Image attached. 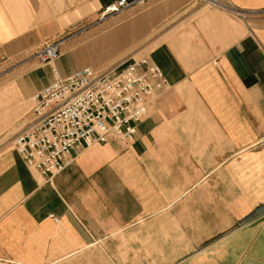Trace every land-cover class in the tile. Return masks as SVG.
Wrapping results in <instances>:
<instances>
[{
    "label": "crops",
    "instance_id": "0c3cea01",
    "mask_svg": "<svg viewBox=\"0 0 264 264\" xmlns=\"http://www.w3.org/2000/svg\"><path fill=\"white\" fill-rule=\"evenodd\" d=\"M112 1L0 0V264H264V0ZM59 39L61 76L145 56L168 83L48 177L11 143Z\"/></svg>",
    "mask_w": 264,
    "mask_h": 264
},
{
    "label": "built area",
    "instance_id": "2783aa9c",
    "mask_svg": "<svg viewBox=\"0 0 264 264\" xmlns=\"http://www.w3.org/2000/svg\"><path fill=\"white\" fill-rule=\"evenodd\" d=\"M147 1L114 0L103 6L100 19ZM197 1L230 8L224 0ZM61 41H46L32 55L50 65L53 80L32 95L33 119L11 143L28 166L48 177L63 168L73 149L109 138H132L149 100L168 83L161 67L145 56L102 69L85 66L61 76L53 65Z\"/></svg>",
    "mask_w": 264,
    "mask_h": 264
},
{
    "label": "rangeland",
    "instance_id": "374dc122",
    "mask_svg": "<svg viewBox=\"0 0 264 264\" xmlns=\"http://www.w3.org/2000/svg\"><path fill=\"white\" fill-rule=\"evenodd\" d=\"M13 64H14V62H13ZM11 66H13V65H11ZM11 66H9V67H11ZM4 74H5V70H0V84H2V82H4L6 80L4 77H2Z\"/></svg>",
    "mask_w": 264,
    "mask_h": 264
}]
</instances>
